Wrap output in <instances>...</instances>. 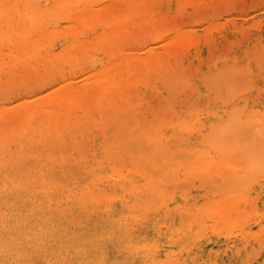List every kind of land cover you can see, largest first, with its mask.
Returning <instances> with one entry per match:
<instances>
[{
  "label": "bare ground",
  "instance_id": "1",
  "mask_svg": "<svg viewBox=\"0 0 264 264\" xmlns=\"http://www.w3.org/2000/svg\"><path fill=\"white\" fill-rule=\"evenodd\" d=\"M146 1L0 0V81L8 77L0 82V264H35L37 256L58 264V255L74 245L84 252L95 247L97 264H264V11L241 24L238 16L206 23L187 12V23L193 17L201 25L178 23L174 36L158 48L136 51L124 64L123 45L133 36L122 31L121 18L135 17L142 28L155 24L156 11H165L164 0H157L148 15L140 13ZM174 2L179 11L194 0ZM49 46L55 48L51 55ZM90 53L100 55L103 65L83 74L82 81H94L88 87L53 85L44 96L28 92L17 105L3 99L16 87L9 86L17 82L16 72L37 77L39 65L58 73L86 67ZM167 111L169 120L160 114ZM122 123H133L141 138L127 137ZM117 136L134 138L121 147L142 153L133 152L137 164L111 153ZM160 163L164 168L155 167ZM186 164L193 175L182 177ZM85 171L88 182L66 181L69 173ZM196 177L204 178V186L199 179L185 192L192 185L186 179ZM208 187L216 194L223 188L225 196L212 201ZM85 198L96 203L99 215L94 206L93 214L83 209ZM171 209L174 227L167 226L171 219L160 221L173 217ZM188 218V224L182 221ZM153 230L158 243L142 233ZM136 252L141 261H133Z\"/></svg>",
  "mask_w": 264,
  "mask_h": 264
},
{
  "label": "rangeland",
  "instance_id": "2",
  "mask_svg": "<svg viewBox=\"0 0 264 264\" xmlns=\"http://www.w3.org/2000/svg\"><path fill=\"white\" fill-rule=\"evenodd\" d=\"M159 1V0H158ZM163 1V0H162ZM161 0L159 1V3H163V2H165L166 3V6H165V3H163V5H164V7L162 8V9H165V11L164 12H162V13H159L158 11H156L157 13H158V15H157V17H156V20L154 21V23L155 24H151V23H148L146 26H148V31L146 30V26L145 27H142L144 30H146V31H144V30H142V28L141 27H137L138 26V21H133L134 20V18L135 17H133L131 20H129L128 21V18H121V26H122V31L123 32H125V33H129V35L130 36H133L132 37V39L133 40H129V41H127V43H125V45H123V51H124V57H123V63L124 64H127L129 61H131V59H133L134 58V56H135V53H136V51L137 52H141V51H144V50H146V47H150V46H154V48H158V46H160L159 44L161 43V40L162 39H168V37L169 36H174L176 33H177V31L179 30V28H178V23H179V27L180 28H185V27H189L190 29H193V28H195V26H197V25H201L200 24V22L199 21H205V19H206V23H211V22H214L215 20H219V18L221 17V18H226V17H236V16H238V17H236V22L238 21V22H240V24H241V22L242 23H244V22H246V20H248V19H250V18H252V17H254L255 15H259L262 11H264V0H194V3L193 4H190V5H188V6H186V7H183V8H181V9H179V11H178V9H174L173 7H174V1L175 0H164L163 2H162ZM214 1V2H213ZM220 1V2H219ZM231 2V3H230ZM153 3H156L157 4V0H149V2L148 1H146V5H144V7L142 8V7H140L138 10H139V12L141 13V12H143L144 11V14L145 15H148L149 14V12H150V9L151 8H149L150 7V5H152ZM169 3V4H168ZM171 3V4H170ZM214 3V4H213ZM218 3H220V4H218ZM233 3V4H232ZM116 4V6L117 7H119V8H122V10L124 11V7L125 6H122L121 4H119L118 2L116 3V2H114V5ZM218 4V5H217ZM167 5H168V7H167ZM133 8H136V3H135V1L133 2ZM172 6V7H171ZM202 6V7H201ZM211 6V7H210ZM214 6H215V8H214ZM219 6V7H218ZM229 6H230V8H229ZM141 8L143 9V10H141ZM202 8V9H201ZM207 8V9H206ZM225 8V9H224ZM191 11H190V10ZM209 9V10H208ZM212 9V10H211ZM213 9H215L216 11H214ZM219 9V10H218ZM230 9V10H229ZM220 10H221V13L219 14V12H220ZM224 10V11H223ZM198 11V12H197ZM203 11V12H202ZM179 12V13H178ZM181 12V13H180ZM186 12V13H185ZM187 12H188V14H187ZM218 13V16L217 15H214V13L215 14H217ZM224 12V13H223ZM227 12V13H226ZM184 13V14H183ZM195 13H197V15H195ZM204 13H205V15H204ZM168 14V15H167ZM186 14L189 16V17H191V16H194L195 15V17H198V15L200 14V15H202L201 17H203V20H193V19H196V18H191L190 20V24L189 23H187L186 22V19H188L189 17L188 16H186ZM190 14V15H189ZM212 16H211V15ZM177 15V16H176ZM178 15H180V16H178ZM207 15H209L208 17H207ZM220 15V16H219ZM244 16V17H243ZM123 17V16H122ZM177 17V18H176ZM201 17H198L199 19L201 18ZM197 18V19H198ZM205 18V19H204ZM183 19L185 20V22L183 21ZM207 19H209V21L207 20ZM160 20V21H159ZM161 20H162V23H161ZM176 21V22H175ZM169 22V23H168ZM174 23L176 24L175 26L177 27V28H175V26H174ZM159 26H158V25ZM169 24H170V26H169ZM152 25H154V27L155 28H153V26ZM157 26V27H156ZM158 27L160 28V29H158ZM174 27V28H173ZM129 28V29H128ZM140 30H139V29ZM157 28V29H156ZM151 29V30H150ZM153 29V30H152ZM127 30V31H126ZM142 30V31H141ZM154 30H158V31H154ZM170 30V31H169ZM154 31V32H153ZM135 33H136V35H135ZM81 39H84V37H81ZM62 40H66L65 38H63ZM67 41L66 42H64V44H62L61 46H64V45H67ZM156 44V45H155ZM7 45H4L3 46V52L4 53H7V52H9L8 50H9V46H7ZM160 48V47H159ZM48 49H50L49 50V52H48V54H53L54 53V50H55V48H52L51 46H49V48ZM93 55V56H92ZM222 55H224V54H222ZM90 57H92V58H90ZM90 60H89V58L85 61L86 62V67H85V65L83 66V67H81V66H77L78 67V69H74V70H69V69H67V68H64L63 69V71L62 72H57L55 69H53L51 66H43V65H39L37 68H39V74H38V76L36 77V76H33L32 74H26V73H28V72H26L25 73V75H24V71H19V72H16V79L15 80H17V82L15 83L14 81L12 82V83H10L9 84V86H12V85H16V87L14 86V88L13 87H11L10 89H9V92H8V94L6 95V97H3V99L4 100H7V102L8 103H14V104H11V105H17L18 103H20L21 101H22V99H24L22 96H24L25 94H27L28 92V94H30V95H32V94H34V93H37V94H40V96H44V95H46L48 92H50L49 90H50V87L52 88L53 87V85H57V86H60V85H64V84H73V85H82V87L81 88H84V87H88L89 85H91V84H93V82L94 81H82L84 78H86V76H83V74L85 73V72H87V71H89V72H93V70H95L98 66H101V65H103V59H102V57L100 56V55H98V54H96V53H90ZM101 57V58H100ZM6 59V61H7V63H10V61L8 60V58H5ZM93 59H94V65H91L90 63H92L93 62ZM97 60V61H96ZM101 62H102V64H101ZM92 67H91V66ZM76 70V71H75ZM53 71V72H52ZM71 71V72H70ZM95 72V71H94ZM61 74H62V76H61ZM93 74V73H92ZM92 74H90L89 76H91ZM27 75V76H26ZM29 75V76H28ZM26 76V78H24ZM89 76H87V77H89ZM43 77V78H42ZM71 77H75L76 79H75V81H69L70 79H71ZM23 78L25 79V82H27V87L28 88H26V86L24 87V85H21L20 83L22 82V81H24L23 80ZM28 78V80L26 81V79ZM1 81L0 82H4V81H6L7 82V79H8V77H4V75L1 77ZM64 79H65V81H64ZM38 80V81H37ZM59 82V83H58ZM5 83V82H4ZM58 83V84H57ZM1 84V83H0ZM20 84V85H19ZM40 86V87H39ZM34 87V88H33ZM54 87H56V86H54ZM47 91H46V90ZM49 89V90H48ZM21 90V91H20ZM43 92H44V94H43ZM188 92H190L189 90H187V93ZM223 93H224V91H223ZM190 94V93H189ZM196 94V93H195ZM14 96V97H13ZM191 96H194L193 95V93L191 94ZM196 96V95H195ZM195 96H194V98H193V100H195ZM9 97V98H8ZM94 96H92L91 98H93ZM21 98V99H20ZM90 98V99H91ZM0 99L2 100V98L0 97ZM19 99V100H18ZM196 99H198V98H196ZM17 100V101H16ZM191 100H192V98H191ZM192 100V101H193ZM0 102H3V101H0ZM138 103V102H137ZM81 114V111L80 110H78V115H80ZM93 114H94V119H96L95 117L97 116L96 114V112L94 113L93 112ZM161 114V116H163V117H165V119L167 120H169V118H171V114L167 111V112H165V114L163 113L162 114V112L160 113ZM159 114V115H160ZM171 115V116H170ZM160 116V117H161ZM167 117V118H166ZM97 120H98V117H97ZM133 123H129V124H127L126 123V125H127V127H125V124H123L122 123V125H121V130L123 129V125H124V128H128V130L126 131V132H128L127 134L125 133V131L123 132V134L121 135V136H124L125 134H126V136L127 137H129V136H132V134H134V136L136 135V136H140V138H141V135L139 134V135H137L138 134V132H135V130L137 129V127L136 126H134V125H132ZM130 127H132V130H131V128ZM130 128V129H129ZM125 130V129H124ZM130 131V132H129ZM121 133H122V131H121ZM125 133V134H124ZM129 135V136H128ZM121 136H119L120 138H123V137H121ZM133 136V137H134ZM118 137V136H117ZM116 138L115 137V141L113 140V142H112V144H111V142L109 143V144H111V145H116L115 147H113L114 148V150L116 151V152H111V153H115V154H117V153H120L121 155H122V157L128 162V164L131 166L132 165V163H136L137 161L136 160H140V158L138 159H133L134 158V156H133V152H135L136 153V151H137V153H140L138 150H136V151H133V152H129V154H127V150H128V148H127V150H126V148H125V150L126 151H124V149L121 147L122 146V144L124 143L125 145L126 144H130V141L132 140L133 141V139H131L130 140V138H132V137H130V138H128L127 139V137L125 138H123V139H121V140H119L120 138ZM78 139H81V137L80 136H78ZM135 142H137L138 141V143H140L139 142V140L137 139V137H135ZM145 139V138H144ZM119 140V141H118ZM146 140V139H145ZM126 141V142H125ZM122 143V144H121ZM143 143V142H142ZM137 144V143H136ZM135 144V145H136ZM144 144H145V142H144ZM147 144V143H146ZM145 144V145H146ZM132 145H134V144H131L130 146L131 147H133V148H135L134 146H132ZM141 145V144H140ZM124 146V145H123ZM138 146H139V144H138ZM137 146V147H138ZM143 146V145H142ZM122 148V150L124 151V152H122V150L121 149H119V148ZM141 147V146H140ZM140 147H138V149H140ZM145 147V146H144ZM143 147V148H144ZM142 147H141V152H143L144 151V149H143ZM130 149V148H129ZM135 149H137V148H135ZM134 149V150H135ZM145 149H147V148H145ZM112 150V149H111ZM143 150V151H142ZM110 151V150H109ZM119 151V152H118ZM148 152L147 153H150V151L149 150H147ZM136 153V154H137ZM145 153V152H144ZM146 153V154H147ZM141 155H142V153H140ZM146 154L145 155H143L144 157L146 156ZM56 155H57V153H56ZM125 155H126V157H125ZM130 155H132L131 157L132 158H130L129 156ZM141 155L139 156V155H136V157H141ZM148 155V154H147ZM58 156V155H57ZM129 158V159H128ZM142 158V157H141ZM246 158V157H245ZM244 158V159H245ZM144 158H142V160H143ZM146 159V158H145ZM247 159V158H246ZM130 160V161H129ZM141 160V161H142ZM177 160H179V162L182 164L184 161H186V160H184L183 162H182V160H181V158L180 159H177ZM176 160V161H177ZM132 161V162H131ZM136 161V162H135ZM144 161V160H143ZM131 164H130V163ZM146 162V161H145ZM74 163L75 162H73L72 161V163H71V166H73L74 165ZM142 163V162H141ZM140 163V164H141ZM146 163H149V162H146ZM145 163V164H146ZM174 163V162H173ZM137 164V163H136ZM136 164L135 165H133L134 167L136 166ZM139 163H138V165H140ZM184 164H185V162H184ZM183 164V165H184ZM56 165V170H57V174H59V172H58V167L59 166H57L58 164H55ZM137 165V166H138ZM161 165V163L159 164V165H157V166H155V167H159ZM182 165V166H183ZM95 166V165H94ZM141 166H144V164L143 165H141ZM149 166H150V163H149ZM162 166V165H161ZM77 167V166H76ZM146 167V166H145ZM148 167V166H147ZM152 164H151V168H153V169H155L156 170V168H155ZM142 169H143V167H141ZM160 168V167H159ZM162 168H164L163 166H162ZM162 168L160 169V170H162ZM184 168V169H183ZM183 168H181V169H183V176L182 177H188L187 176V174L191 171V169H189L188 168V166H187V164L183 167ZM141 169V170H142ZM144 170L145 169H143L142 171L144 172ZM158 170V169H157ZM164 170V169H163ZM147 171L145 170V173H146ZM153 173L154 172H156V171H152ZM160 172V171H159ZM163 172V171H162ZM149 173V171L146 173V174H148ZM151 173V172H150ZM149 173V174H150ZM153 173L152 174H150V175H153ZM191 173V172H190ZM189 173V174H190ZM155 174V173H154ZM157 174V173H156ZM160 174V173H159ZM192 174V173H191ZM190 174V175H191ZM203 174H206V173H202V175ZM186 175V176H185ZM189 175V176H190ZM193 175V174H192ZM58 176H60V175H58ZM200 176V175H199ZM205 176H207V175H204V177ZM227 177H229V176H227ZM190 178V177H189ZM209 177L207 176V179H208ZM186 179V178H185ZM184 178H182V180H181V178H180V180L183 182V180H185ZM200 179V177H196L195 179H190V180H192V181H190V180H188V178L186 179L187 181H189V182H192V185H191V183L190 184H188L189 186H186V185H184V186H186V187H183L184 189H185V192H188V191H193L194 190V186H195V184H196V181H198ZM202 179H204V178H202ZM202 179H200L199 181V185L200 186H204V182L202 183V185H201V182H202ZM90 180V178H89V176L86 174V171L85 172H79L78 174H76V175H73V173L72 174H68V176H67V178H66V181L67 182H72V181H77V182H88ZM180 180H178V182H180ZM186 180L184 181L185 183H187L186 182ZM209 180H211V179H209ZM216 181V179H213V181ZM223 180H221V182H222ZM228 181V180H227ZM217 182H219V180L217 181ZM221 182H220V184H221ZM224 183H227L226 182V180H224L223 181ZM208 183V184H207ZM206 183V185L207 186H209V184H211L212 183V185H214V183L213 182H207ZM223 183V184H224ZM182 184V183H181ZM216 184V183H215ZM221 186V185H220ZM225 186V185H224ZM222 187H223V185H222ZM227 187H230V188H232L231 186H227ZM186 188L188 189V190H186ZM209 188H211V187H208V188H206L207 190H205V188H204V191H208L210 194H209V196L210 197H212L211 199H212V201L214 200V198H217V200L218 201H220V199H222L223 197L222 196H225L224 194L226 193L225 192V190H223V188L220 190L221 192H223L222 194H221V192L218 190L217 192H219L218 194H216V191L214 190V188L216 189V188H220V187H214L213 189H211V190H214L213 192L209 189ZM181 189V188H180ZM227 189H229V188H227ZM232 190V189H231ZM214 194V192H215V194L213 195H211V192ZM218 195V196H217ZM220 195V196H219ZM221 197V198H220ZM220 198V199H219ZM88 200H89V198H88ZM147 200L149 201V200H151V198H150V196L147 198ZM225 200V199H224ZM86 198H85V200L84 199H82V202H84L83 203V205H85V203H86ZM90 201H88V203H86V205H85V207H83V205H81L82 207H83V209L85 208V210L86 211H88V212H90V211H92L93 209H92V207L94 206V204H96V203H94V202H92L91 201V204L92 205H90V203H89ZM154 204V202L153 201H150L149 203H148V205L149 206H151V205H153ZM87 204H88V206H90V207H88L87 206ZM80 206V207H81ZM92 206V207H91ZM193 206L195 207V205H191V206H189V209L192 207L193 208ZM87 207H88V209H87ZM96 207L97 208H95V206H94V208L95 209H97V210H94V211H92V212H94V213H96V212H98V214L97 215H99L100 214V208L96 205ZM89 208H91V209H89ZM81 210H82V208H81ZM90 210V211H89ZM194 210V209H193ZM167 211V210H166ZM85 212V211H84ZM92 212H90L91 214H93ZM184 212H188V211H184ZM189 212H190V210H189ZM81 213H83L82 211H81ZM170 213V214H169ZM169 213L167 212V214H169L170 216H171V214H173V219L170 217V218H164V217H162V218H160V221L162 222V223H166L167 224V222L169 221L170 223H168L167 224V226H170V227H174L175 226V221H174V210H172L171 209V211L169 210ZM192 214H193V212H191ZM195 213H196V211H195ZM188 214H190V213H188ZM198 213H196L195 215H197ZM96 215V216H97ZM194 214H193V216H195ZM215 217V216H214ZM162 219V220H161ZM169 219V220H168ZM189 219H191V218H188V219H186V220H182L184 223H187L188 224V222H187V220H189ZM168 220V221H167ZM201 220V219H200ZM198 221V223H200L201 221ZM203 221V220H202ZM181 223V222H180ZM173 224V225H172ZM182 224V223H181ZM185 225V224H184ZM71 226H74V225H71ZM70 226V227H71ZM191 227V226H190ZM187 228V227H186ZM71 229V231H76V229H75V226L74 227H71L70 228ZM188 229V228H187ZM185 231V230H184ZM143 234H148V238L150 239L149 241H152V242H156V243H158L159 241H158V239H157V235H156V233H155V230H153V231H147V232H145V231H143L142 232ZM126 236H128L127 234H125ZM151 236V237H150ZM131 238V240L130 239H128V238H126V240L124 241V243H127V245L128 244H130L131 243V245H129L130 246V248H132V249H134V247H135V245H134V242H133V240H134V238L133 237H130ZM133 238V239H132ZM128 240H130V243H129V241ZM133 246V247H132ZM77 247V248H76ZM78 247H79V249H78ZM91 247V246H90ZM87 248H89V246L88 247H86L84 250L86 251V252H84L83 251V247L81 246V245H78V246H76V245H74V246H72L69 250H67V251H65V252H63V253H61L60 255H58V257H57V259H58V261H57V263L59 264H62L63 262H64V264H97L98 263V257H99V254H98V252H96L97 250L95 249V247H91V248H89V250L88 251H92L91 253H89V252H87ZM254 249H256V248H250V252L252 253L251 255L254 257V255H255V253L254 252H256ZM261 249H264V247H261ZM73 250V251H72ZM79 250H81V252L79 251ZM74 252H76L75 254L76 255H74ZM79 252V254H77ZM262 252H264V251H262ZM262 252H260L259 254H258V256H256V259L257 258H259L260 256H261V253ZM73 253V254H72ZM137 253V254H136ZM136 253H134L133 255H132V257H133V261L134 262H137V261H141V259H140V254L138 253V252H136ZM65 254V255H64ZM86 254V255H85ZM93 254V255H92ZM254 254V255H253ZM70 255V256H69ZM82 255H84V257H82ZM92 255V256H91ZM136 255H138V256H136ZM62 256V257H61ZM65 256V257H64ZM90 256V257H89ZM97 256V257H96ZM38 257H40V260H39V258ZM64 257V258H63ZM67 257V258H66ZM38 258V259H37ZM60 258H63L62 260L60 259ZM87 260H86V259ZM92 258L94 259V260H92ZM247 258H248V256H247ZM255 258V257H254ZM37 259V260H36ZM53 259V260H52ZM69 259V260H68ZM77 259H79V261L77 260ZM80 259H81V262H80ZM85 259V260H84ZM114 259H115V257H114ZM136 259V260H135ZM35 264H37V262L39 263V264H44V261H43V258L41 257V256H37L35 259ZM51 260H52V262H54L55 261V258H53V256H52V258H51ZM50 260V261H51ZM77 260V261H76ZM92 260V261H91ZM95 260H96V262H95ZM40 261V262H39ZM62 261V262H61ZM87 261V262H86ZM252 261H253V259H250L249 261H248V264H251L252 263ZM75 262V263H74ZM25 264V262L22 260V261H18V263H16V264Z\"/></svg>",
  "mask_w": 264,
  "mask_h": 264
}]
</instances>
